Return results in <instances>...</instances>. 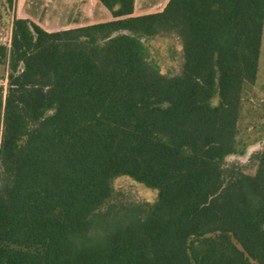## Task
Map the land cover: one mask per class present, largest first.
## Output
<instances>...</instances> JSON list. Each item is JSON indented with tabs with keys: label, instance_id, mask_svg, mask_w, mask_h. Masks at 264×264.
<instances>
[{
	"label": "trees",
	"instance_id": "trees-1",
	"mask_svg": "<svg viewBox=\"0 0 264 264\" xmlns=\"http://www.w3.org/2000/svg\"><path fill=\"white\" fill-rule=\"evenodd\" d=\"M99 1L115 18L47 31L13 17L0 42V243L26 247L0 246V264H264V149L253 173L225 167L264 0L142 15ZM171 32L182 67L165 75L142 38ZM120 174L156 199L107 204Z\"/></svg>",
	"mask_w": 264,
	"mask_h": 264
},
{
	"label": "rangeland",
	"instance_id": "rangeland-1",
	"mask_svg": "<svg viewBox=\"0 0 264 264\" xmlns=\"http://www.w3.org/2000/svg\"><path fill=\"white\" fill-rule=\"evenodd\" d=\"M15 7H8L4 0H0V42L8 43L11 35L12 19L15 17ZM144 52L147 59L163 74L175 75L181 72L182 50L181 42L173 34L160 33L142 38ZM7 65L0 63V85L5 86ZM217 96L212 103H217ZM235 153L225 158V167L240 164L247 173L255 171V162L251 155L264 149V26L262 32L257 78L254 84L244 88L240 114L237 121ZM112 193L107 204L123 202L126 204H151L157 196V189L149 187L134 178L120 174L111 180ZM14 246L0 243V246Z\"/></svg>",
	"mask_w": 264,
	"mask_h": 264
},
{
	"label": "crops",
	"instance_id": "crops-1",
	"mask_svg": "<svg viewBox=\"0 0 264 264\" xmlns=\"http://www.w3.org/2000/svg\"><path fill=\"white\" fill-rule=\"evenodd\" d=\"M167 2L168 0H134L131 15L161 11ZM13 7L16 11L15 17L28 18L47 31L115 18L99 0H15ZM170 34L177 36L172 32Z\"/></svg>",
	"mask_w": 264,
	"mask_h": 264
},
{
	"label": "built area",
	"instance_id": "built-area-1",
	"mask_svg": "<svg viewBox=\"0 0 264 264\" xmlns=\"http://www.w3.org/2000/svg\"><path fill=\"white\" fill-rule=\"evenodd\" d=\"M9 43V42H8Z\"/></svg>",
	"mask_w": 264,
	"mask_h": 264
}]
</instances>
